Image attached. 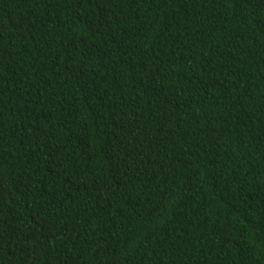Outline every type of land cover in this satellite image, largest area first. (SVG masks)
<instances>
[{"label": "trees", "instance_id": "trees-1", "mask_svg": "<svg viewBox=\"0 0 264 264\" xmlns=\"http://www.w3.org/2000/svg\"><path fill=\"white\" fill-rule=\"evenodd\" d=\"M0 264H264V0H0Z\"/></svg>", "mask_w": 264, "mask_h": 264}]
</instances>
